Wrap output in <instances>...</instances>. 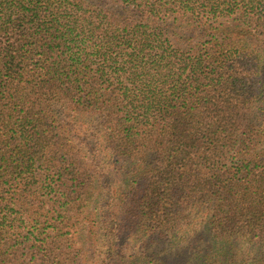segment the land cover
I'll list each match as a JSON object with an SVG mask.
<instances>
[{
    "label": "trees",
    "instance_id": "trees-1",
    "mask_svg": "<svg viewBox=\"0 0 264 264\" xmlns=\"http://www.w3.org/2000/svg\"><path fill=\"white\" fill-rule=\"evenodd\" d=\"M0 264H264V0H0Z\"/></svg>",
    "mask_w": 264,
    "mask_h": 264
}]
</instances>
